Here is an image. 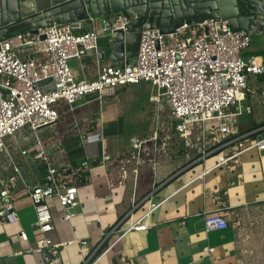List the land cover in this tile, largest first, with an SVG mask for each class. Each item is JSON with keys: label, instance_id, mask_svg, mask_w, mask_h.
<instances>
[{"label": "crops", "instance_id": "obj_1", "mask_svg": "<svg viewBox=\"0 0 264 264\" xmlns=\"http://www.w3.org/2000/svg\"><path fill=\"white\" fill-rule=\"evenodd\" d=\"M80 24L74 32L97 27L96 20L85 19ZM248 34L247 47L254 34L261 46L251 47L248 53L242 49L240 55L264 60L263 33ZM111 38V34L99 35L96 51L69 59L77 79H92L99 65H113L107 59ZM146 83L123 85L111 97L87 95L73 104L56 102L58 133L52 136L45 129L38 132L48 152L46 164L34 158L36 148L25 128L5 140L4 149H0V174L6 176L15 165L23 180L10 191L17 220L0 221V264H43L41 254L45 250H35L41 233L33 224L28 187L44 183L49 166L56 169L60 183L75 185L77 192L69 219L63 218L55 197L46 200L54 222L47 237L58 243L54 248L58 264L244 263L238 252L234 221L237 215L264 201V150L244 148L232 164L213 167L217 160L214 155L228 150L192 162L188 149L179 151L176 134L165 132L158 140L155 160L139 163L131 157L130 140L147 137L151 119H127L131 125L125 130L126 119L120 114L122 88L144 87ZM152 94H148V100ZM23 145H27L25 154L17 151ZM150 203H158L144 217L150 226L121 235L129 221L142 215ZM214 212L226 215L229 225L205 231L203 216ZM20 230L27 234L25 241L18 237ZM81 241H86L83 252Z\"/></svg>", "mask_w": 264, "mask_h": 264}, {"label": "built area", "instance_id": "obj_2", "mask_svg": "<svg viewBox=\"0 0 264 264\" xmlns=\"http://www.w3.org/2000/svg\"><path fill=\"white\" fill-rule=\"evenodd\" d=\"M87 19L96 20L97 27L74 32L81 24L72 27L54 23L42 28L26 27L0 40V149H4L6 139H13L25 128L36 148L34 158L46 164L48 152L38 132L45 129L52 136L58 133L56 102L73 104L87 95L98 99L111 97L123 85L144 81L156 88L149 96L155 109L149 135L130 140L131 157L139 163L155 160L160 131L168 129L170 121H175L174 128L183 145L197 150L198 156L192 162L203 160L212 152L228 150L217 155L213 165L216 167L237 157L244 148L264 150V126L226 140L235 134L241 115L249 113V105L244 101L254 89L249 88L247 75L261 77L264 84V60L240 55L249 44L248 32L233 31L226 19L215 17L183 20L169 32L141 29L133 64L99 65L94 78L77 79L69 59H78L88 50L96 51L99 35L126 31L129 17L119 12ZM45 79L50 80L36 84ZM163 103L168 108L165 115L160 114ZM252 133L254 136L249 137ZM26 147L23 145L17 151L25 154ZM56 173L49 166L44 183L28 187L35 216L33 224L41 233L35 250H45L41 254L43 264H58L54 256L58 243L47 237L54 222L46 200L57 199L64 219L70 218V210L77 203L76 186L60 183ZM19 180L23 179L15 165L6 176L0 174V221L5 223L17 220L10 191ZM262 191L264 194V179ZM157 204L150 203L142 215L129 221L121 235L130 230H146L150 225L144 217ZM203 224L205 231L221 230L229 225L226 215L218 212L204 215ZM18 237L25 241L27 234L20 230ZM85 245L86 241L80 242L82 252Z\"/></svg>", "mask_w": 264, "mask_h": 264}, {"label": "water", "instance_id": "obj_3", "mask_svg": "<svg viewBox=\"0 0 264 264\" xmlns=\"http://www.w3.org/2000/svg\"><path fill=\"white\" fill-rule=\"evenodd\" d=\"M126 11L127 30H115L110 42L107 59L114 66L134 63L141 29L169 32L183 20L215 17L226 19L233 31L264 32V0H0V40L26 27H77L88 17Z\"/></svg>", "mask_w": 264, "mask_h": 264}, {"label": "rangeland", "instance_id": "obj_4", "mask_svg": "<svg viewBox=\"0 0 264 264\" xmlns=\"http://www.w3.org/2000/svg\"><path fill=\"white\" fill-rule=\"evenodd\" d=\"M124 13L131 17L130 12L126 11ZM262 33L264 37V32ZM251 39L250 46L244 48L243 52L248 53L251 47L261 46L259 37L256 34ZM247 83L250 89H254V91L247 93V99L244 101V103L249 105L250 109L249 113L244 112L241 115L238 127L234 132L235 134L236 132L239 133L247 125L264 121V84L252 74L247 75ZM146 85L144 84V87L126 86L122 88L123 99L120 114L123 119H126L125 130L128 125H131V122L127 121V119H146V117L152 119L155 106L148 100V94L155 93L156 88L150 83H146ZM161 108L160 114L165 115L168 111L167 105L163 103ZM209 124L210 122H206V125ZM184 148L187 147L184 146ZM187 152H189V159L198 156L195 148ZM214 157L217 158L216 155ZM230 162L231 160L227 163H233V161ZM234 223L237 232L238 252L244 262L243 264H264V201L237 215Z\"/></svg>", "mask_w": 264, "mask_h": 264}, {"label": "trees", "instance_id": "obj_5", "mask_svg": "<svg viewBox=\"0 0 264 264\" xmlns=\"http://www.w3.org/2000/svg\"><path fill=\"white\" fill-rule=\"evenodd\" d=\"M259 78V81H261L262 83H263V79L261 78V77H258ZM174 124H175V121H170L169 123H168V129H165L164 131H160V138H162L163 137V132H166L167 134H169V135H171V134H176L175 136H176V138H177V143H178V145H179V151H183V150H185V151H187V149H188V147L187 148H184V146L182 145L183 143H182V140H181V138H179V136H178V134H177V132H176V130H175V128H174ZM262 126H264V121H262V122H259V123H253L252 125H247L243 130H241V131H239V133H236V134H234V135H230V136H228L227 138H226V140H228V139H232V138H234V137H236L237 135H240V134H243V133H246V132H248V131H251V130H253V129H256V128H259V127H262ZM254 135H253V133L252 134H250V136L249 137H253ZM171 137V136H170ZM166 142V141H165ZM186 147V146H185ZM192 149H194L193 147H191L190 149H188V150H192ZM217 153V151L214 153V154H216ZM193 157V156H192ZM144 162H151V160H146V161H144Z\"/></svg>", "mask_w": 264, "mask_h": 264}, {"label": "bare ground", "instance_id": "obj_6", "mask_svg": "<svg viewBox=\"0 0 264 264\" xmlns=\"http://www.w3.org/2000/svg\"><path fill=\"white\" fill-rule=\"evenodd\" d=\"M243 147H245V146H243Z\"/></svg>", "mask_w": 264, "mask_h": 264}]
</instances>
